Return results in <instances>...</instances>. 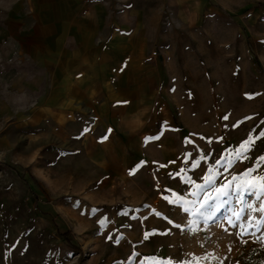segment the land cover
<instances>
[{
    "label": "rangeland",
    "instance_id": "1",
    "mask_svg": "<svg viewBox=\"0 0 264 264\" xmlns=\"http://www.w3.org/2000/svg\"><path fill=\"white\" fill-rule=\"evenodd\" d=\"M262 157L264 0H0V264H264Z\"/></svg>",
    "mask_w": 264,
    "mask_h": 264
},
{
    "label": "snow or ice",
    "instance_id": "2",
    "mask_svg": "<svg viewBox=\"0 0 264 264\" xmlns=\"http://www.w3.org/2000/svg\"><path fill=\"white\" fill-rule=\"evenodd\" d=\"M249 98H251V97H249ZM261 159L264 160V157H262ZM244 177H245L244 183L246 185H248L249 187H253V188L256 186H259L261 191H264V177L256 178V180L253 181L252 177H251V171L245 173ZM230 189H231V183L227 186H224V187L218 189L217 191H218L219 195H227L228 191ZM261 211H264V208H262ZM260 224L264 225V221H260ZM233 226H235V225H233ZM247 226L251 227V224H248Z\"/></svg>",
    "mask_w": 264,
    "mask_h": 264
},
{
    "label": "trees",
    "instance_id": "3",
    "mask_svg": "<svg viewBox=\"0 0 264 264\" xmlns=\"http://www.w3.org/2000/svg\"><path fill=\"white\" fill-rule=\"evenodd\" d=\"M70 232H62L60 236H63V238L65 239V241L70 245H72L71 243V238H70Z\"/></svg>",
    "mask_w": 264,
    "mask_h": 264
},
{
    "label": "crops",
    "instance_id": "4",
    "mask_svg": "<svg viewBox=\"0 0 264 264\" xmlns=\"http://www.w3.org/2000/svg\"><path fill=\"white\" fill-rule=\"evenodd\" d=\"M81 78H87V77H81ZM79 87H80L79 85H75V88H79Z\"/></svg>",
    "mask_w": 264,
    "mask_h": 264
}]
</instances>
